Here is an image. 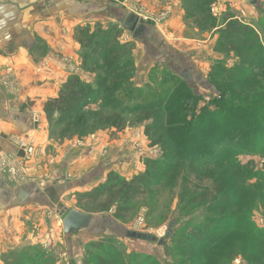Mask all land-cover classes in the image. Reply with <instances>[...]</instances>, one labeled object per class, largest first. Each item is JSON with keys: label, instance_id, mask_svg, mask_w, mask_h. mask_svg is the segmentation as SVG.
Wrapping results in <instances>:
<instances>
[{"label": "rangeland", "instance_id": "1", "mask_svg": "<svg viewBox=\"0 0 264 264\" xmlns=\"http://www.w3.org/2000/svg\"><path fill=\"white\" fill-rule=\"evenodd\" d=\"M98 1L94 3L95 20L91 26L88 25L95 34L93 45L90 50L79 47V69L89 79L83 81L94 86L100 78H104L108 68V65H104V56L113 57L112 50L117 51L115 58L119 65L125 67L118 74H125L128 78L117 83L116 79L105 76L111 92L104 90L98 93L86 110L61 126L49 125L44 113L43 116L35 115L34 129L47 134L48 138L41 146L40 138L35 140L16 135L13 142L23 151L22 158L12 160L0 151L6 167L0 173L14 178L13 183H37L41 188L36 187L37 191L42 193L41 200L45 204L39 206L38 213L30 212L29 221L24 224L25 236H30L35 243L25 245L29 250L23 260H26L25 264H99L98 258L102 257L104 264H111L112 260L114 264H188L192 257L179 247L178 234L194 226L211 225L220 215L194 199L202 188H198L195 176L188 175L184 161L169 162L161 181L131 201L121 215L122 219L115 218V204L107 210L101 209L107 202L108 194L104 193L94 203L88 197L80 196L102 184L108 173L116 174L123 181H130L146 170L147 161H162L159 147L151 144L156 138L146 133L147 126L156 123L152 119L140 121L143 108L132 109L133 104H145L149 94L150 97L167 94L176 87L185 90V82L196 94H200L202 104L214 99L216 89L210 87L208 81L222 67L231 68L238 61L234 53L217 50L219 26L227 17L236 19L251 26L264 46V0H108V15L99 13L101 9L104 13L107 10ZM207 8L216 20L213 27L212 21L207 20ZM129 13L140 19L144 28L154 30L153 39L143 38L140 34L135 37L132 32L122 29V19ZM101 15L107 16L101 20ZM94 48L98 51L95 54L91 52ZM81 54L94 56L90 59L95 62L94 65L89 63L90 66H83ZM93 66H98L97 71L91 69ZM7 80L16 87L8 72L3 78L0 77V83L7 85ZM259 81L264 86L260 73ZM256 89L254 86L253 90ZM119 98L124 100L121 105L115 103ZM173 100L172 95L165 97L162 109L166 102L170 104ZM121 109L124 114L120 127H108L105 119ZM23 140L27 143L22 147ZM262 148L263 153L257 156L247 155L242 150L237 159L244 166L250 164L253 172L264 173V140ZM61 159H66L68 163L71 159L78 161L64 172L55 163ZM27 163L37 164L31 168L34 172ZM10 167H14V177L10 175ZM54 167L59 168L66 182L92 173L91 179L82 189L77 186V189L61 195L58 190L50 188L51 184H46L44 191L42 188L51 178L58 177L55 181L60 179ZM205 168L208 167L201 170ZM209 171L216 173L218 169L209 168ZM234 183L240 184L238 178L233 176L232 185ZM245 183L249 191L244 194L240 192V196H244L250 204L244 206L246 218L239 226L243 231H234L233 236L226 237L215 247L222 257H227L231 251L236 253L231 258L227 257L226 264H254L251 253L257 240L244 231L248 229V223L264 230V182L253 178ZM62 210L93 216L94 228L64 235L62 220L65 214H61ZM116 225L128 232L153 236L162 244L124 236L114 228ZM41 237L43 241L38 243ZM98 242L105 244L103 246L107 247V253L91 246ZM13 251L1 256L2 264ZM22 251L15 249L17 253ZM194 254L193 258L196 259L201 257L202 252L196 251Z\"/></svg>", "mask_w": 264, "mask_h": 264}, {"label": "trees", "instance_id": "2", "mask_svg": "<svg viewBox=\"0 0 264 264\" xmlns=\"http://www.w3.org/2000/svg\"><path fill=\"white\" fill-rule=\"evenodd\" d=\"M209 11L207 8V20L212 21L213 27L216 20ZM87 26L78 27L74 33V38L82 50H90L94 41L93 29ZM219 28L217 50L234 53L238 61L231 68L222 67L208 81L210 87L216 89L217 96L202 104L200 94H196L185 82V90L176 87L167 94L159 93L154 97L149 94L145 104H133L132 109L143 108L140 121L152 119L156 123L147 126L146 133L151 138H156L151 144L159 147L162 161H147L146 170L130 181H123L116 174L108 173L102 184L80 196L88 197L94 203L104 193L108 194L107 202L101 209L107 210L115 204V218L122 219L121 215L126 212L131 201L161 181L164 168L170 165L169 162L184 161L187 163L186 172L189 176H195L198 188H202L194 199H198L200 205L208 206L211 212L220 215L211 225L194 226L178 234L179 247L192 257L188 264H226L229 257L236 255L231 251L228 258L222 257L215 247L226 237L233 236L234 231L242 230L239 226L246 218L244 206L250 204L244 196H240V192L244 194L249 191L245 188V182L253 178L264 182L263 172H253L250 164L244 166L237 159L242 150L247 155L257 156L263 153L264 86L258 82V73L264 78V46L259 34L251 26L236 19H223ZM91 52L98 51L94 48ZM112 54L113 57L104 56V65H108V68L104 78H100L94 86L84 83L77 75H71L58 94L45 101L43 113L49 125L61 126L77 118L89 107L94 96L104 90L111 92L106 77L116 79L117 83L128 78L125 74H118L125 67H121L115 58L117 51L112 50ZM81 57L83 66L89 63L94 65L95 62L90 61L94 56L81 54ZM97 68L98 66L91 67L94 71ZM254 86L257 87L256 90H253ZM168 95L174 96V100L170 104L166 102L163 110L162 104ZM115 103L121 105L124 100L119 98ZM123 114V109L113 112L104 123L118 129ZM204 167L208 168L201 170ZM209 168H216L218 172L209 171ZM233 176L238 178L239 185H232ZM244 232L252 234L257 240L254 252L251 253L254 264H264V230L256 229L248 223V229ZM103 245L105 244L98 242L91 246L107 253V247ZM28 250L10 252L4 264H25L26 260L23 259ZM196 251H201L202 255L194 259ZM112 261L111 264H114ZM104 262L102 257L98 258L99 264Z\"/></svg>", "mask_w": 264, "mask_h": 264}, {"label": "crops", "instance_id": "3", "mask_svg": "<svg viewBox=\"0 0 264 264\" xmlns=\"http://www.w3.org/2000/svg\"><path fill=\"white\" fill-rule=\"evenodd\" d=\"M94 3L95 0H0V77L8 72L16 85L12 86L10 78L7 85L0 83V151L12 160L23 156V151L13 142L16 135L40 138L43 146L47 134L34 129L33 117L43 116L45 101L58 94L68 77L77 75L89 81L79 69L80 46L74 33L79 26L93 24ZM97 3L107 10L104 13L98 6L99 13L108 15L109 1ZM106 16L101 15L100 19ZM146 29L142 37L153 39L154 30ZM65 160L55 161L64 172L78 161L71 159L68 163ZM33 163H27L30 169L37 166ZM59 168H53L59 174V181H55L58 177L54 176L45 183L43 190L46 184H51L50 188L61 195L77 186L82 189L91 179L92 173L83 174L79 180L68 183L63 181L65 177L60 175ZM13 179L0 173V264L6 252L22 251L28 248L25 245L35 243L30 236H25L24 224L29 221L30 212L38 213L39 206L45 205L42 193L37 191V183L19 184L13 183ZM41 241L43 237L38 243Z\"/></svg>", "mask_w": 264, "mask_h": 264}, {"label": "water", "instance_id": "4", "mask_svg": "<svg viewBox=\"0 0 264 264\" xmlns=\"http://www.w3.org/2000/svg\"><path fill=\"white\" fill-rule=\"evenodd\" d=\"M254 0H250L252 2ZM122 29L128 30L133 32V34L140 35L144 34L145 31H147L146 28L143 26V22L138 19L133 13L127 14L122 19ZM62 214H65L63 220H62V229L64 235L68 236L71 234H78L84 230H90L93 229V216L79 213L77 211L71 210L66 212L65 210L62 211ZM117 228V230H120L122 235L127 236L132 239H138L142 241L147 242H157L159 245L162 244L161 240H157V238L150 236L148 234H141V233H134V232H128L125 231L123 228H121L119 225L114 226V228ZM120 227V228H119Z\"/></svg>", "mask_w": 264, "mask_h": 264}, {"label": "built area", "instance_id": "5", "mask_svg": "<svg viewBox=\"0 0 264 264\" xmlns=\"http://www.w3.org/2000/svg\"><path fill=\"white\" fill-rule=\"evenodd\" d=\"M36 120H37V119H36ZM25 143H27V142H24V140H23L22 147L25 145ZM4 164H5V163L2 161V159H1V157H0V170L6 169V167H5ZM10 175H11L12 177H14V167H10Z\"/></svg>", "mask_w": 264, "mask_h": 264}, {"label": "bare ground", "instance_id": "6", "mask_svg": "<svg viewBox=\"0 0 264 264\" xmlns=\"http://www.w3.org/2000/svg\"><path fill=\"white\" fill-rule=\"evenodd\" d=\"M131 32V31H130ZM133 33V32H132ZM141 33V32H140Z\"/></svg>", "mask_w": 264, "mask_h": 264}]
</instances>
